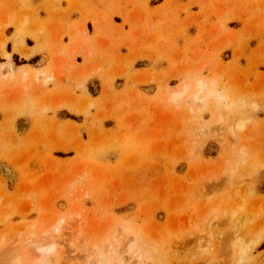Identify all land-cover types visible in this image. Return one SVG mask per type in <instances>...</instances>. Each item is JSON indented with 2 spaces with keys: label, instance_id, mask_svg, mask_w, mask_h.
Wrapping results in <instances>:
<instances>
[{
  "label": "rangeland",
  "instance_id": "374dc122",
  "mask_svg": "<svg viewBox=\"0 0 264 264\" xmlns=\"http://www.w3.org/2000/svg\"><path fill=\"white\" fill-rule=\"evenodd\" d=\"M233 236L264 264V0H0V262L228 264Z\"/></svg>",
  "mask_w": 264,
  "mask_h": 264
},
{
  "label": "bare ground",
  "instance_id": "6f19581e",
  "mask_svg": "<svg viewBox=\"0 0 264 264\" xmlns=\"http://www.w3.org/2000/svg\"><path fill=\"white\" fill-rule=\"evenodd\" d=\"M202 84L199 82L196 85V88H199ZM189 90L188 86H185L184 90L181 93H178L173 100L177 101L178 98L183 97V95ZM210 96V95H209ZM192 99L196 102L199 100V95L197 93H195L192 97ZM201 103H203L202 100H200ZM233 171V170H232ZM259 236V235H258ZM234 237V236H233ZM240 237V236H239ZM234 237V239L232 241H230V245L227 246L228 244H226L225 248L229 249V252H231V257H230V262L228 261V264H236L237 262H239L243 256L246 254V249H245V240L243 239V237ZM260 237V236H259ZM263 237V236H262ZM260 239V238H259ZM247 243V242H246ZM254 245L258 244V241H253ZM37 252H38V257L37 259H34V262L32 264H42V256L43 253H45V247L41 246L40 244H37ZM245 246V247H244ZM131 248V245L129 246V249ZM248 248V247H247ZM226 249V250H227ZM249 251V250H248ZM138 259H141L140 256L137 257ZM25 263V262H24ZM27 263V261H26ZM0 264H23L22 258L20 257V255H16L15 257H13L12 259H8L5 260L3 263L0 262ZM28 264V263H27ZM30 264V263H29ZM124 264V263H122Z\"/></svg>",
  "mask_w": 264,
  "mask_h": 264
},
{
  "label": "crops",
  "instance_id": "0c3cea01",
  "mask_svg": "<svg viewBox=\"0 0 264 264\" xmlns=\"http://www.w3.org/2000/svg\"><path fill=\"white\" fill-rule=\"evenodd\" d=\"M43 2H44V0H43Z\"/></svg>",
  "mask_w": 264,
  "mask_h": 264
}]
</instances>
